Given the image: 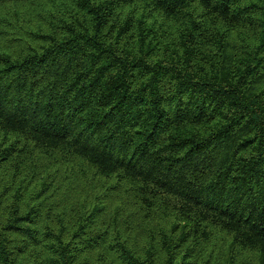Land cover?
I'll list each match as a JSON object with an SVG mask.
<instances>
[{
  "label": "trees",
  "instance_id": "1",
  "mask_svg": "<svg viewBox=\"0 0 264 264\" xmlns=\"http://www.w3.org/2000/svg\"><path fill=\"white\" fill-rule=\"evenodd\" d=\"M0 264H264V0H0Z\"/></svg>",
  "mask_w": 264,
  "mask_h": 264
}]
</instances>
